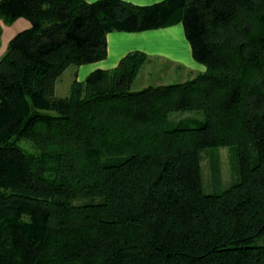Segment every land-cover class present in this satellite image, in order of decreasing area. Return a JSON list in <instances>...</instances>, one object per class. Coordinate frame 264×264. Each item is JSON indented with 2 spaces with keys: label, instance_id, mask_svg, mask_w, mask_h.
I'll use <instances>...</instances> for the list:
<instances>
[{
  "label": "trees",
  "instance_id": "trees-1",
  "mask_svg": "<svg viewBox=\"0 0 264 264\" xmlns=\"http://www.w3.org/2000/svg\"><path fill=\"white\" fill-rule=\"evenodd\" d=\"M20 16L0 56V264H264V0H0ZM176 22L202 71L134 89L131 50L55 95L108 31ZM221 145L238 177L208 192L200 152Z\"/></svg>",
  "mask_w": 264,
  "mask_h": 264
},
{
  "label": "crops",
  "instance_id": "crops-1",
  "mask_svg": "<svg viewBox=\"0 0 264 264\" xmlns=\"http://www.w3.org/2000/svg\"><path fill=\"white\" fill-rule=\"evenodd\" d=\"M128 1L137 4H149L160 0ZM29 25V20L22 16L17 17L10 24H6L0 19V56L6 50L10 38ZM131 50H141L147 54V60L143 63L141 68L144 67L152 57L165 60V62L172 65V69L181 71V73L184 74L182 76L189 75L192 77L205 68L202 63L195 60L192 56L190 43L186 38L183 24L181 22H176L168 26L137 31H108L106 34V56L102 59L77 66L75 70L77 78L84 79L85 76L95 68H110L115 66L119 59ZM182 78L187 79L186 77Z\"/></svg>",
  "mask_w": 264,
  "mask_h": 264
},
{
  "label": "rangeland",
  "instance_id": "rangeland-1",
  "mask_svg": "<svg viewBox=\"0 0 264 264\" xmlns=\"http://www.w3.org/2000/svg\"><path fill=\"white\" fill-rule=\"evenodd\" d=\"M76 68L73 65L68 66L58 77L55 82V95H66L73 79L83 80L77 78ZM182 75L184 74L181 71L172 69V65L165 60L152 57L137 73L131 87L137 89L147 84L169 83L185 79L182 77H190ZM194 114L198 118L202 116L200 111L192 113ZM200 153L205 191H219L237 179L238 163L235 147L231 145L205 147ZM255 244H264V235L257 238Z\"/></svg>",
  "mask_w": 264,
  "mask_h": 264
}]
</instances>
